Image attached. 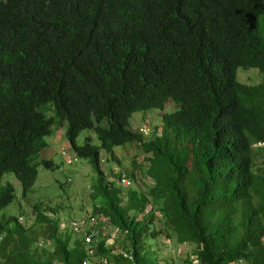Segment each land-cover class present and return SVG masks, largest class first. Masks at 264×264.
Returning a JSON list of instances; mask_svg holds the SVG:
<instances>
[{
  "label": "trees",
  "instance_id": "1",
  "mask_svg": "<svg viewBox=\"0 0 264 264\" xmlns=\"http://www.w3.org/2000/svg\"><path fill=\"white\" fill-rule=\"evenodd\" d=\"M237 66L260 79L238 80ZM166 100L177 107L159 131L128 125ZM54 120L95 171L91 210L127 242L131 258L98 242L108 264H158L144 239L161 228L192 244L189 263L264 264V0H0V177L12 172L22 195L38 165H55L39 157ZM82 129L97 143H78ZM126 142L143 153L128 175L143 169L144 189L104 174L101 151ZM13 197L0 182V208ZM32 207L37 227L0 214V264H80V238Z\"/></svg>",
  "mask_w": 264,
  "mask_h": 264
},
{
  "label": "rangeland",
  "instance_id": "2",
  "mask_svg": "<svg viewBox=\"0 0 264 264\" xmlns=\"http://www.w3.org/2000/svg\"><path fill=\"white\" fill-rule=\"evenodd\" d=\"M235 76L243 82H256L260 79V73L255 67L237 66ZM48 109L44 110L46 115H53V105L51 102L44 104ZM43 105V106H44ZM177 105L171 100H166L162 108L150 107L144 110L131 112L128 118V125L132 129L145 127L147 132L142 137L148 136L151 131H159L161 126V114L164 111H171ZM43 108V107H42ZM65 121L54 120L51 124L50 133L44 136L46 145L39 151V157L50 158L54 162L53 167L37 166V174L24 195L21 194L20 182L10 171H4L0 177V182L10 181L13 186L14 197L6 205L0 208V214H14L20 216V222L25 225L37 222L33 221L35 212L32 205L37 203L43 214L58 220V229L66 230L67 220L79 214H83L91 209L92 203L101 202L100 197L92 198L89 194L91 183L95 178V171L85 158H78L71 163H65L59 150L61 147L70 151L68 141L65 137ZM89 134L92 141L97 143L93 132L89 129H82L76 136V141L81 143L83 136ZM264 144V142H263ZM101 165L106 177L114 176L113 171L125 175L128 178V170L133 163L140 166L143 153L133 142H126L122 145L113 146V155H106L101 151ZM259 162V158L256 160ZM135 179H131L129 186H136L144 189L148 184V179L143 175V169L135 171ZM113 179V180H114ZM115 184H118L115 180ZM122 188L126 186L121 185ZM107 236L112 240L114 250L123 248L127 242L123 234L115 228L109 221L105 222ZM155 226H160L159 219H154ZM74 236V234H72ZM144 245L150 252L151 257L158 264H189L187 258H191L190 250L192 244L175 243L172 237H167L161 228L160 233L153 238L146 237Z\"/></svg>",
  "mask_w": 264,
  "mask_h": 264
},
{
  "label": "built area",
  "instance_id": "3",
  "mask_svg": "<svg viewBox=\"0 0 264 264\" xmlns=\"http://www.w3.org/2000/svg\"><path fill=\"white\" fill-rule=\"evenodd\" d=\"M138 131L141 133L147 132L146 128L143 126L138 127ZM59 153L65 163H71L78 159L71 150L69 151L64 147L60 148ZM113 171L116 172V168ZM113 177L114 176H109L106 178L112 181L115 180L118 184L123 186H128L131 183L130 178L125 175L119 174L115 176V179ZM95 204H99V202ZM18 218L20 219V217ZM105 222H107L106 217L100 212H94L91 209L67 220L66 226L68 231L80 238L85 251V257L81 260L80 264H108L109 258L107 254L98 255L96 253L97 245L100 240L103 241L104 245L112 248V240L107 236ZM115 251L120 252L123 256L131 258L130 251L126 249L119 248ZM189 264H194V261H191ZM229 264H244V260L242 258H237L230 261Z\"/></svg>",
  "mask_w": 264,
  "mask_h": 264
}]
</instances>
